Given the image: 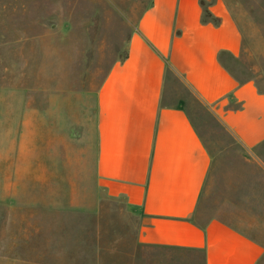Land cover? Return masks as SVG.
I'll list each match as a JSON object with an SVG mask.
<instances>
[{
	"label": "rangeland",
	"instance_id": "rangeland-1",
	"mask_svg": "<svg viewBox=\"0 0 264 264\" xmlns=\"http://www.w3.org/2000/svg\"><path fill=\"white\" fill-rule=\"evenodd\" d=\"M60 1L0 0V112L10 111L0 128L10 148L0 157V264H188L181 252L139 245L132 214L97 184V90L150 0ZM224 1L245 37L240 58L224 63L264 92V0ZM181 96L213 157L205 213L264 246L253 155L212 107Z\"/></svg>",
	"mask_w": 264,
	"mask_h": 264
},
{
	"label": "crops",
	"instance_id": "crops-1",
	"mask_svg": "<svg viewBox=\"0 0 264 264\" xmlns=\"http://www.w3.org/2000/svg\"><path fill=\"white\" fill-rule=\"evenodd\" d=\"M62 19L61 29H68L69 16ZM244 40L224 0H150L124 57L97 90L99 190L124 203L137 222L139 245L181 252L188 264H261L264 258L259 240L205 213L213 157L181 96L189 90L214 109L253 155L264 181V92L254 79L240 81L223 60L240 58ZM9 115L0 112V128ZM6 146L0 145L5 162Z\"/></svg>",
	"mask_w": 264,
	"mask_h": 264
}]
</instances>
